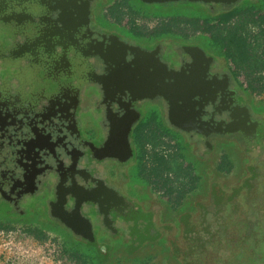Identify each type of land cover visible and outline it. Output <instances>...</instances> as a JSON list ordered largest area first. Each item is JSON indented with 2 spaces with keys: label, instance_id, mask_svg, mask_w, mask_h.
<instances>
[{
  "label": "flooded vegetation",
  "instance_id": "obj_1",
  "mask_svg": "<svg viewBox=\"0 0 264 264\" xmlns=\"http://www.w3.org/2000/svg\"><path fill=\"white\" fill-rule=\"evenodd\" d=\"M167 6L190 14L155 12ZM148 20L156 25L145 27ZM183 20L190 34L174 31ZM249 29L261 43H248ZM221 34L257 60L264 0H0V231L39 237L50 229L64 244L97 246L100 256L103 244L167 240L172 181L183 189L189 181L194 191L199 179L184 162L187 177L176 179L172 161L183 160L187 144L203 158L219 138L238 135L242 181L251 165L257 175L240 204L259 220L248 253L251 264H264V159L248 157L264 152V118L252 113L251 90L237 70L254 67L243 55L228 68ZM177 80L196 86L189 102L158 95ZM172 131L185 139L175 151ZM212 189L192 207L209 204ZM153 196L162 208L154 209Z\"/></svg>",
  "mask_w": 264,
  "mask_h": 264
},
{
  "label": "rangeland",
  "instance_id": "obj_2",
  "mask_svg": "<svg viewBox=\"0 0 264 264\" xmlns=\"http://www.w3.org/2000/svg\"><path fill=\"white\" fill-rule=\"evenodd\" d=\"M155 12L160 13L162 15H169L173 16L174 12H181L184 14H190L188 11H183L182 8H174V7H166V8H155ZM192 16V15H190ZM156 20H148L145 22V27H152L156 25ZM174 31H182L184 33H191L193 30L192 25L184 24V20L181 21L179 24H172ZM252 27V26H251ZM256 29H249L247 32V40L248 43H261L262 39L260 40L259 37L255 36ZM231 33V32H229ZM230 36V35H228ZM259 40V41H257ZM224 50L221 51V58L224 61V64L228 65V68L231 69V63L232 61L237 64V60L239 57L245 58V62L249 63L248 65L253 68L258 67L257 70H249V68L241 66V71L239 72V75L241 76L240 82L245 88H249V86H254L255 91H250V101L253 103L251 104V111L254 115H258L262 118H264V66L263 63L261 65V57L264 58V45L262 47H258L257 50H255V55L258 57L257 60L251 61L250 53L245 52L242 50H234L231 46V36L227 37L224 40ZM236 56V58H235ZM248 57V58H247ZM235 58V59H234ZM250 59V60H249ZM253 62V64L251 63ZM255 62V63H254ZM260 63V65H257ZM260 66V68H259ZM262 66V67H261ZM0 73H4L2 69H0ZM245 94V93H244ZM246 96V95H245ZM87 102L88 98L86 97ZM264 132V126L261 128V131L258 133V138L262 135ZM179 134V133H178ZM182 135V134H181ZM176 136V135H175ZM183 136V135H182ZM233 140L237 142H231L229 141L231 138V135H228L227 137H221L219 138L214 146V149L212 152H209L208 150L205 152L204 157L198 156L195 153L197 152H190L188 149H190V144H187L185 147L184 154L185 159L184 161L190 162L194 161L193 164L198 169V173H201V171H205V167H207V163L209 164L208 175L210 180L209 181V193L206 198H209V194L211 191V187L213 188V184L217 186V191L221 192L223 189L225 191H231V184L233 181V177H236L239 175L242 169V162H243V146L245 145V142L242 139V137L238 135H233ZM169 140V139H168ZM194 144V143H193ZM172 151H175V145L170 144ZM226 152L228 154V159L230 160V169L228 172H222L218 171L216 168V164L218 163V155L221 152ZM194 154V155H192ZM248 155V154H247ZM193 157V158H191ZM249 158H252V162H261L264 159V152L260 151L259 148H255L250 154L248 155ZM231 161H233V169L231 172ZM179 162L183 163V160H180ZM185 164V163H184ZM205 169H204V168ZM212 171L214 173H212ZM196 172L195 170H190V174L194 175ZM201 179L202 177L206 178L205 175L201 173ZM205 181V180H204ZM204 181H200V186L203 187V183H206ZM177 181H172V184L175 188L180 185ZM189 184V181H186V185ZM214 185V186H215ZM140 185L138 184L137 187ZM143 186V185H141ZM140 186V187H141ZM139 187V189H140ZM190 188V186H189ZM143 189V192L145 191V188L141 187ZM186 189V187H185ZM162 192V190H155V196L158 197L156 193ZM189 195L195 194L197 191H191L188 190ZM153 196L154 201V209L157 210V208H162V204L159 202L158 199ZM205 197V195H204ZM168 204H174L178 199L176 192H171L169 197ZM167 199V198H166ZM192 201H194V197H190ZM191 200L187 201L185 205H182V208L185 210H188V212H191L194 210V207L191 205ZM181 202L180 200H178ZM195 200L194 202H196ZM202 201V200H199ZM224 206V205H223ZM170 210V209H169ZM188 214V213H186ZM144 222H146L149 218V215L143 214ZM167 222L171 223L172 217L170 216V213L168 212L167 216ZM139 238V237H138ZM144 237H141L139 239H143ZM138 239V240H139ZM138 243L142 242L141 240L137 241ZM136 243V242H135ZM136 243V244H138ZM133 244V245H136ZM96 246V245H95ZM100 246V245H98ZM102 246H105L107 250L109 251L108 257L107 255H101L98 254V251L96 247L94 246H80L78 244H64L55 233L51 232L50 229H46V232L44 233L43 238H38L34 233L32 232H25L23 229H12L9 230H1L0 231V264H88L85 260H83L80 256H75L72 252L77 251L79 253L85 252L86 254L83 256L84 258H87L91 261H97L98 264H131L132 261L136 256L139 258L134 260V264H157L159 262L158 260L164 255V250L160 247L153 246L151 244H148L147 247H144L139 250L137 253L135 252L133 255H128L127 253L129 245L127 244H116L113 245V248L107 244H103ZM131 247H133L131 245ZM71 248V249H70ZM96 258V259H95ZM107 258V259H106ZM105 260V261H104ZM103 261V262H102ZM140 263H136V262ZM101 262V263H100Z\"/></svg>",
  "mask_w": 264,
  "mask_h": 264
},
{
  "label": "trees",
  "instance_id": "obj_3",
  "mask_svg": "<svg viewBox=\"0 0 264 264\" xmlns=\"http://www.w3.org/2000/svg\"><path fill=\"white\" fill-rule=\"evenodd\" d=\"M228 18L229 15L226 20ZM177 146L180 144L177 143ZM220 169H224L222 164ZM248 171L250 172L248 178L241 181L232 193L225 189L219 192L214 186L209 204L201 203L194 211L180 215L178 220L171 224L172 235L169 239L127 244L129 245L127 254L138 252L151 244L152 247L157 246L164 250L167 262L170 259L176 264H251L253 261L248 251L255 245L253 232L259 230V227L255 223L258 219L254 208L248 206L243 208L240 205L246 203V196L253 179L257 176L252 165ZM171 172L176 179H180L184 175L185 167L181 162L173 160ZM225 194L226 199L223 198ZM232 202L235 206H231ZM235 209H241V212L237 214ZM194 218L195 220L199 218V222H194ZM195 223L199 225L198 229L195 228ZM38 238H43V235H39ZM108 254L107 250L103 255L108 257Z\"/></svg>",
  "mask_w": 264,
  "mask_h": 264
},
{
  "label": "crops",
  "instance_id": "obj_4",
  "mask_svg": "<svg viewBox=\"0 0 264 264\" xmlns=\"http://www.w3.org/2000/svg\"><path fill=\"white\" fill-rule=\"evenodd\" d=\"M225 23H227V24H231V15H229V18H228V20H226V21H224ZM221 23H223V22H221ZM249 27H251L250 25H249ZM222 35V34H221ZM221 35L219 36V39H220V37H221ZM228 36H223L222 35V37H221V39H226ZM223 45H224V43H223ZM221 47V51L222 50H224V48L222 47V46H220ZM263 66H264V63H263ZM251 68V67H250ZM258 69V67H255L253 70H257ZM237 70L239 71H241V65L240 66H238L237 67ZM239 71V72H240ZM249 88H250V90L252 91H255V88H254V86H249ZM176 135V136H175ZM184 141H185V139H184V137H182L180 134H178L176 131H172V133H171V137H170V144L172 143V144H174L175 145V147H177L178 148V146H177V143L178 144H184ZM229 141H231V142H235L234 140H233V138H230V140ZM226 152H229V151H226ZM226 152H221V153H219L220 155H218V157H219V159H218V163L216 164V168H217V170L218 171H222V172H228V171H226L227 169H230V160L228 159V154H226ZM182 156H183V158L185 159V154H182ZM181 157V156H180ZM191 158H193V157H191ZM183 159V160H184ZM186 160V159H185ZM184 163H185V165L187 166V165H189V163L190 162H186V161H183ZM193 162L194 161H191V163L193 164ZM180 163V162H179ZM233 161H231V164L233 165ZM221 164L224 166V169H220V167H221ZM246 162H245V160H244V158H243V162H242V169H241V172L239 173V175H237L236 177H233V181H232V184H231V187L232 186H235V185H238L239 183H241V181L244 179V177H245V174H246ZM206 169L207 168H209V164L207 163V167L206 166H204ZM203 167V168H204ZM229 167V168H228ZM204 168V169H205ZM205 169V171H201V173L203 174V175H205L206 176V178H204V177H202V179H201V173H197V175H199L197 178H199L197 181H196V183H195V187H196V189H195V191H197L195 194H190L189 195V192H188V190H190L191 189V187L189 188V184L188 185H186V189H183L182 187H177V188H175L174 187V185H172V188H171V192H176V195H177V199L178 200H180L181 202H179L178 200L176 201V202H174V204H170L171 206H170V210L168 211L169 213H170V216L172 217V221H171V223L170 224H174L175 223V221L176 220H178V218L180 217V215H182V214H184L185 212H188V210H185L184 211V209L182 208V205H185L186 204V202L187 201H190L191 199H189L190 197H194V201L195 200H197V201H199V200H206V198H207V196H208V193H209V181L208 180H210V178H209V175H208V170H206ZM226 169V170H225ZM212 173H214L213 171H212ZM183 177H187L185 174L183 175ZM183 177H181V178H183ZM204 181V182H206V183H203V187H201L200 186V181ZM161 192H158V193H156L157 195H161L160 194ZM155 194V193H154ZM204 195H205V197H204ZM192 201V200H191ZM141 251V250H140ZM137 253V252H136ZM134 253H132V254H128V255H133ZM139 257L138 256H136L135 258H134V260H136V259H138ZM134 260L132 261V263L131 264H134L133 262H134ZM167 259L165 258V254L164 255H162V257L158 260L159 262H157V264H168V262L166 261ZM136 263H140L139 261L138 262H136ZM156 264V263H155Z\"/></svg>",
  "mask_w": 264,
  "mask_h": 264
},
{
  "label": "water",
  "instance_id": "obj_5",
  "mask_svg": "<svg viewBox=\"0 0 264 264\" xmlns=\"http://www.w3.org/2000/svg\"><path fill=\"white\" fill-rule=\"evenodd\" d=\"M167 93H158L160 96L170 97L173 102L182 101L183 103L189 102L190 99L196 94V86L192 82H185L177 80L171 83L170 89H166Z\"/></svg>",
  "mask_w": 264,
  "mask_h": 264
}]
</instances>
